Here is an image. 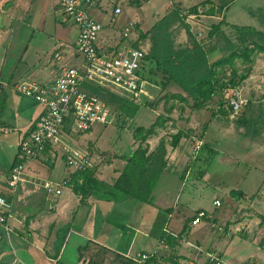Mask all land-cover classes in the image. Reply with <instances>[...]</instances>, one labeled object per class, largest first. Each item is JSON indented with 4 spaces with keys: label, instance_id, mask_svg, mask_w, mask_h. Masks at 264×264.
Masks as SVG:
<instances>
[{
    "label": "rangeland",
    "instance_id": "obj_1",
    "mask_svg": "<svg viewBox=\"0 0 264 264\" xmlns=\"http://www.w3.org/2000/svg\"><path fill=\"white\" fill-rule=\"evenodd\" d=\"M44 1L45 0H41L39 4H42ZM52 1L53 0L50 2L52 3ZM170 1H172L173 4L170 3ZM206 1L210 3H205ZM223 1H226V4L223 3ZM211 2V0H176V2L174 0H98L96 3L97 5L90 4V6H97L100 16L96 19L104 23L106 28L112 29L113 25H115L116 28L113 30L117 31V33H114L116 37L111 38V40H120L119 46L122 48H125L124 44L131 45L132 42H130V40L137 37V33L139 35V33L146 32L158 16H162L174 5L177 4L179 6L181 3L184 5L197 4L200 10H202V14L195 18L196 23L192 26L193 32H191L194 36H196L194 33L198 31L197 29H201L203 30V35L201 36L203 38L207 34L210 26L218 19L211 15L216 12H222L223 10H226L223 14H226L228 21L225 20L226 25H223L221 30L233 44L237 42L238 35L235 32L236 29H234L232 25L254 27L264 32V0H215L213 4L214 6L218 5L217 8L214 6L209 7L213 5ZM53 3L55 2L53 1ZM224 5H227L226 9L223 8ZM116 6L121 7V13L118 14L114 12ZM88 10L92 14L90 8H88ZM31 17H35V15ZM57 19L60 21L58 6L49 9L44 15H38L32 19L29 17H20L11 23L9 32H4V30L0 31V34H2L0 46L4 42V49H6L5 45L7 44L9 51V54L5 56L7 66L3 67V74L7 73L8 67L11 63L16 62L18 53H21L26 46L24 60L21 61V63L25 65L20 66L15 73L21 71L25 72L33 64H38L40 61H44L46 58L51 57V53L58 45L59 36L66 32L72 33L74 29L72 27H67L65 28L66 31L61 34V30L59 31L57 26V24H59ZM134 19L138 21L136 27L124 38L121 28L124 27L126 22ZM4 23L7 24L8 21H4L3 18L0 20V28L4 26ZM199 24L203 26L199 27ZM174 33L175 38H178V31ZM196 37L201 38L198 36ZM206 38L207 36L203 39ZM66 39L67 35L64 40ZM126 39L129 40L127 41ZM140 40H142V42H139V45L147 50L149 45L148 40ZM212 40L214 41L216 39L213 37ZM218 42L219 43L216 44L218 48H222L221 50L223 53L229 50V43H225L221 37H219ZM218 52L221 54L219 50ZM43 55L46 56L43 58ZM251 56L252 61H247L245 63H243L240 58H235L236 68L239 70L240 74L248 72L249 70L248 76L238 85L244 98L247 99V104L238 115L232 116L227 110V112L225 111L224 113H221V109L216 111V104L219 97L215 98L210 104L211 110L207 107L201 109L192 107V100L185 95L186 93L181 91L182 89L178 85L170 83V86L167 84L168 86L164 88L165 86L163 83L165 80L162 78L161 74L155 73L154 78L156 82L150 80V84H146L145 86L147 93H140L138 95L141 103L138 105L139 108L137 109L136 117H144V125L141 126L143 131L140 130L141 128L139 127H134V116H131L129 119L130 114L123 112L122 114L118 113L117 118L113 121L111 120L108 124H93L92 128L85 133H79L70 126L66 127L67 130L65 134L73 139L76 144H79L90 152L93 165L88 171L94 166L96 160L95 155H98V159L103 163H108L109 161L117 159L113 157L114 154L120 155L122 153H127L128 156L131 153L130 150L133 145V140H139V143L149 145L147 140H151L157 136L158 142L160 140H164L165 142L166 139V141L172 145L171 140L176 131H171L170 129H175L177 131L182 130L188 135L197 136V138L200 139L198 141L202 143L195 155L192 153V151H194V143H192L191 137L184 134L179 139L180 142H182V138L184 137L188 145L189 142L191 145V149L189 145V150L187 152L188 163H190V165L186 164L190 169L188 177L194 179L196 185H198V182L202 183L199 177H203L204 180V184H201L202 186L200 185L195 199L193 200V206H187V209H190L193 213L200 209L199 207L209 208L211 210L213 208L212 202L215 196H220L222 198L228 196L233 197L236 194V190H238L241 198L236 199L235 201L237 202L235 203L232 202L228 208H226V206L222 207L221 204V210L227 209V212L222 211L223 213L221 212L220 217H216L214 215L215 211H213L211 213L212 216L214 215V217H212L214 218L212 223H222L226 221V228H241L229 238L218 234V236L223 239L222 241L224 243L225 241L228 243L235 241L236 246H238L236 248L238 252L260 251L261 249L264 251V193H262V191H264V105L261 101L259 102L262 91L264 90V53L256 52ZM71 62H75V60ZM79 62L80 60L78 59L75 64ZM1 69L2 66L0 67V72ZM228 70L229 68H227L226 71ZM227 76L228 73H226V77ZM1 80L4 81L2 76ZM14 80L16 79L11 80V83H13ZM18 83L15 85L16 91ZM7 89L6 87L5 91L8 93ZM17 92L18 93L14 92V94L20 99L30 98L19 91ZM175 94H182L186 100L182 101V99L175 97ZM255 105L257 107H255ZM5 107L7 106L2 107V105H0V108L5 109ZM41 107H43V105H41ZM110 107L113 109L114 105L111 104ZM254 107L259 110L256 111V109H253ZM150 109L153 110V113H151ZM195 110H199L198 114H196L197 112ZM115 114L116 112L114 116ZM119 114H121L120 118ZM158 115L165 116V121L161 126L155 128L154 134H146L147 130L154 124ZM35 121L32 122L30 129L33 127ZM192 121L196 122L194 129L192 128ZM1 127L0 176L4 177L10 174L13 166L12 165L10 168V165L16 154V140L10 143L7 142L15 139L17 132L12 130V126H4L2 124ZM4 127H6V130H4ZM144 136L146 137L145 140L143 139ZM22 138H20V140ZM54 152L57 154V158L54 160V167H51V169L47 167L48 164L46 162L39 159L43 165L41 168L44 169L42 174L44 177L41 178L42 181L48 179L52 182H60L62 178H65L67 175L64 177L62 176L69 172V168L63 157L64 152L62 148L59 149V151H52V153ZM55 154L52 155L55 156ZM168 156L172 155L168 154ZM44 158L47 159L46 157ZM17 161L18 149L16 161L14 163ZM101 166L102 163L95 165L92 169L95 176L97 168ZM182 170L183 168L181 171ZM170 179L180 180L178 176L171 177ZM185 185V192L191 190V184L185 182ZM64 188H62V190ZM181 200H183V196H181ZM137 202L141 203V205H145L144 212L139 216L140 219L135 224L137 231L135 230L133 235L128 229L122 231V223H120L119 227L121 228L117 227V231L115 230L116 232L114 231V233H112V238L115 240L117 239V244L120 246L123 245L127 237L123 245L125 247L122 249L123 251L127 250L130 242L129 238L133 240V243L129 246V252L133 256L141 250L148 251L150 249V244L147 243L151 241V244H154L161 238L162 226L167 219V212L161 208L155 207L153 203L152 206H150V204L146 202ZM150 210L151 213H149ZM171 219L173 220V218ZM189 219L188 217L183 224L189 225L188 222L191 221L192 216L191 219ZM121 220L126 224V227L129 228L132 227L131 224L134 222L128 214L121 218ZM149 220L153 223L152 225L149 223ZM123 225L124 224H122V226ZM201 225L194 226V228H198ZM165 226L168 227V224H164V227ZM170 227L173 228L172 225H170ZM212 230L215 232L213 228H211V231ZM107 231V229L103 228L101 231L99 230L96 232V227L93 226L85 228V232L88 234L96 233L98 238H106L110 233ZM215 236L213 238H217ZM143 237L146 239L145 246L142 244ZM86 240L88 239L84 238L82 244L87 243ZM225 246L226 245H222V250H219L220 253L222 252L224 254L228 251V248ZM90 249L87 247L85 256V258H87L92 254L88 264H100V259H98V257H101L102 254L100 253L104 251L101 249L95 251L94 248V250L90 251ZM60 259L61 264L78 263L76 249L73 250L69 244L65 243L61 250ZM247 259L248 264H255L251 258L249 259L248 257ZM123 262L125 264L126 260L123 259ZM261 264H264V260Z\"/></svg>",
    "mask_w": 264,
    "mask_h": 264
},
{
    "label": "crops",
    "instance_id": "obj_2",
    "mask_svg": "<svg viewBox=\"0 0 264 264\" xmlns=\"http://www.w3.org/2000/svg\"><path fill=\"white\" fill-rule=\"evenodd\" d=\"M50 1L51 0H45L42 4H39L41 0H7L0 2V20L4 18V21H8L7 24L4 23V26L0 28V31L4 30V32H9L11 23L20 17H29L32 19L38 15H44L49 9L56 8L57 5L55 0H53L55 3H53V1L51 3ZM94 1V4L98 2V0ZM174 1L176 2V0ZM211 1L212 4L215 2V0ZM225 2L226 1H223V3ZM170 3H172V1H170ZM205 3L210 2L206 1ZM191 5L197 4L184 5L181 3L179 6L187 8L191 7ZM211 6H214V4L209 7ZM214 7L217 8L218 5ZM89 8L93 15L90 14L94 18H99L100 12L97 6L93 5ZM223 8L226 9L227 5H224ZM225 11L226 10H223L222 12H216L211 15L218 18L214 23L219 22L222 18L228 21L226 14H223ZM32 15H35V17H31ZM160 17L161 16H158L156 20ZM57 20L59 22L57 26L59 31L61 30V34L66 31L65 28L67 27L74 28L73 32H66L59 36L58 45L51 53V57L46 58L44 61H40L38 64H33L25 72L21 71L15 73L20 66L25 65L22 64L21 61L24 60L23 58L27 46L21 53H18L16 62L11 63L5 74H3V67L7 66L5 56L9 54L8 45H5L6 49H4V42L0 46V67L2 66L0 72V105H2V107L7 106L5 109L0 108V131L2 130L1 126L3 124L4 126H12V130L17 132L16 138L7 142L10 143L16 140V154L20 138L27 135L32 122L39 117L43 110V107L33 99H20L17 97L14 94V92L18 93L15 90L16 83L21 81L47 83L58 73L60 66L81 63V58L75 54L74 51V42L78 33L77 25L73 22L63 23L59 21V19ZM102 24V29L98 34V44L104 47H110L117 44L120 40H111V38L116 37L114 33H117V31L113 30L116 28L115 25H113V28L111 29L106 28L104 23ZM200 26L202 27L203 25L199 24V27ZM173 31H178L179 34V37L175 38L177 44L182 43L181 45H184L187 43L188 38L184 28L176 26L173 28ZM66 35L67 39L64 40ZM1 38L2 34H0V41ZM56 53L59 55L58 57H55ZM45 56L46 55H43L42 57L44 58ZM220 56L221 54L218 50L212 51L209 55V62L214 61ZM78 59L80 62L75 64ZM72 60H75V62H71ZM1 76L4 81L1 80ZM13 79L16 80L11 83V80ZM6 87L8 88V93L5 91ZM215 98L217 97L214 96L209 100L205 107L210 109V104ZM256 105L255 107H257ZM255 107L253 109H256V111L259 110ZM150 110L151 113H153V110ZM195 111L197 112L196 114H198L199 110ZM136 114L137 111L129 115V119L131 116H134V127H141L144 125V117H136ZM120 117L121 114L119 115V118ZM195 123L196 122L192 121L193 129L195 128ZM4 130H6V127H4ZM170 130L177 132L175 129ZM187 135L188 134H186V136ZM188 136L191 137L190 134ZM157 139L158 137L155 136L153 139L147 140L149 143V152H152L155 149L158 144ZM138 144L139 140H133L130 152H132ZM189 145L184 137L182 138V142L179 140L178 144L175 146L170 145L165 139L166 152L164 159L168 162L166 157L168 154H171L174 159L169 165L170 168L163 170L155 181L151 196L153 198V205L167 212V219L162 226L163 230L161 238L154 244H151L150 241L147 243L150 244V249L148 251L141 250L134 256L129 252V246L133 243L131 238H129L130 242L126 251H123L122 249L125 248L123 245L127 237L122 246L117 244V239L115 240L112 238V233H114L117 227H122V231L128 229L133 235L135 230L137 231L135 224L140 219L139 216L145 210V205H141V203L137 202L140 200H136L132 197L127 198L120 190H113L111 188L126 164L127 153H122L120 155L114 154L113 157L117 159L109 161L108 163L100 162L98 159L99 156L95 155L96 160L94 166L102 163V166L98 167L96 170V176L92 170L94 166L91 169L92 171L89 170L91 173H89V176L84 180L82 179L83 176H79L77 180H73V176L76 174L73 172L70 176L68 185L60 194L47 193L40 186L42 181L41 178L44 177L42 176L44 169L41 168L43 165L39 159L46 162L48 164L47 167H50L51 169V167H54V160L57 158V154H55V152L52 153L51 148L45 150L41 156L37 157L38 159L35 158L27 164L25 176L28 179V183H25L24 186L18 184L13 188L8 184L9 175L4 177L0 176V195L5 196V198L12 202L14 206V213L9 219L11 226L9 233L4 229V226L0 224V264H59L57 261H61V250L65 243L69 244L73 250L76 249L77 257H82L79 262L80 264H87L92 255L90 254L85 258L87 247L88 249L91 248L90 251L94 249L95 251L99 249L104 251L100 253L102 256L98 257V259H100V264H124L123 259H131L135 262V259L140 253H153L156 250V247L158 249L152 256V264H210L208 262V253H215L224 261L233 264H248V257L249 259L251 258L255 264H261L264 260V251L262 249L260 251L238 252L236 250L238 246H236L235 241L229 243L225 241L224 243L222 241L223 239L218 236V234L213 230L211 231L209 219H203L196 225H190V222H188L189 225L183 224L188 217L191 219V216L194 214L190 209H187V206H193V200L195 199L198 189L201 184H204L203 177H199L202 183L198 182V185H196L194 179L188 177L190 172L189 167H187L188 170L186 172L181 171L186 164H189L187 156ZM16 154L12 159L10 168L16 161ZM52 154H55V156ZM68 174H70V171L62 177ZM175 176H178L180 180L170 179ZM185 182L192 186L191 190L186 192L184 190L186 186ZM74 188L78 189V191H75ZM262 193H264V191H262ZM181 196H183V200H181ZM215 198H220L222 201V207L226 206V208H228L232 202H237L235 200L240 199L241 197L238 190H236V194L233 197L228 196L222 198L220 196H215L214 199ZM150 206H152V204H150ZM222 207L220 209L216 208L215 210L214 208L210 210L209 208L206 209L204 207H199L200 209L198 210H208L207 212L211 211V213L215 211L214 215L220 217L222 211L227 212V209L221 210ZM149 213H151V210ZM127 214L130 215L131 220L134 221L130 228L126 227V224L121 220V218L127 216ZM171 218H173V220ZM120 223L124 225L122 226L121 224V227H119ZM149 223L151 225L153 224L150 220ZM166 223L168 224V227H164V224ZM170 225H172L173 228H171ZM198 225L201 226L194 228V226ZM88 226L96 227V232L99 230L101 231L104 228L110 233L106 238H98L96 233H93V235L85 232V228ZM240 229L241 228L239 227V230ZM237 232L238 231L233 232L232 235ZM62 234L64 239L61 238ZM177 235L179 236L177 237ZM169 236L176 237V240L170 243L168 241ZM214 236L217 238H213ZM229 237L226 236V238ZM84 238H87L88 240H86L87 243L82 244ZM142 244L143 246L146 245L145 237H143ZM222 245H226L225 247L228 248V251L224 254L219 252L220 249L222 250ZM59 247L60 251L57 252L56 250Z\"/></svg>",
    "mask_w": 264,
    "mask_h": 264
},
{
    "label": "built area",
    "instance_id": "obj_3",
    "mask_svg": "<svg viewBox=\"0 0 264 264\" xmlns=\"http://www.w3.org/2000/svg\"><path fill=\"white\" fill-rule=\"evenodd\" d=\"M4 1L7 0H0V2ZM55 2L59 8L60 21L63 23L73 22L78 27L74 51L81 58V63L80 65L60 66L58 73L47 83L21 81L17 84V91L43 105V110L28 134L19 141L18 161L11 168L8 184L13 188L18 184L24 186L25 183H28L25 176L27 163L41 156L47 147L52 151H59L62 148L70 174L62 178L60 182L46 179L40 183L41 188L47 193L60 194L62 188L68 185L73 172L85 171L93 165L90 152L65 134L66 127L70 126L79 133H85L95 123H110L111 120L117 118L119 113L116 108L111 109V104L92 92L85 84L103 87L109 92L140 105L141 101L138 95L147 93L145 86L150 82L144 74L147 51L141 45L124 44L125 48H122L119 46V42L110 47L98 44V34L103 24L94 18L88 10L90 4L95 3L93 0H55ZM198 10L199 14L192 13L185 17L190 30H193L192 26L196 23L195 18L202 13L200 8ZM114 12L121 13V7L116 6ZM137 22V20L126 22L122 28L124 38L134 30ZM197 30L196 35L201 37L203 30ZM135 41L139 42L138 33L137 37L130 40V42ZM58 56L56 53L55 57ZM222 95L221 102L217 101L216 111L224 109L235 116L247 104V99L244 98L238 87H226ZM260 101L264 105V90ZM198 140L200 139L197 136H191V141L194 143V151H192L194 155L202 143ZM173 159V156H167L168 164H171ZM212 204L215 210L220 208L222 201L220 198H215ZM13 213L12 202L0 195V224L8 233L11 229L9 219ZM212 217L214 216L207 210H197L192 215L190 223L196 225L203 219H211V224L214 221ZM226 223V221L213 222L210 227L215 230L216 234L225 237L239 231V228H226ZM156 250L153 253H140L135 259V263L151 264L148 259L150 260ZM208 262L210 264H231L215 253H208Z\"/></svg>",
    "mask_w": 264,
    "mask_h": 264
},
{
    "label": "trees",
    "instance_id": "obj_4",
    "mask_svg": "<svg viewBox=\"0 0 264 264\" xmlns=\"http://www.w3.org/2000/svg\"><path fill=\"white\" fill-rule=\"evenodd\" d=\"M198 8L197 5L187 8L180 7L177 4L174 5L156 20L146 32L139 33L138 39L139 42H142L140 39H145L149 42L144 67V74L147 80L149 82H156L154 74H161L165 80L163 83L165 87L170 83L178 85L192 100V107L201 109L214 96L219 97L218 101L221 102L220 97L223 96L222 92L226 87H238L241 81L248 76L249 70L240 74L236 68L235 58H240L243 63L247 61L251 62L252 54L256 52L264 53V32L254 27L232 25L238 35L237 42L233 44L221 30V27L226 25L225 19L222 18L219 22L210 26L205 35L207 36L206 39H203L205 36L197 38L196 33H194L196 36L192 34L193 31L190 30L185 17L192 13L199 14ZM176 26H180L186 31L188 40L184 45L177 44L175 41L173 28ZM213 37L216 40L213 41ZM219 37L225 43H229V50H226L225 53L216 44L219 43ZM139 42H132L131 46H138ZM214 50H219L221 56L209 62V55ZM227 68H229L228 71H226ZM226 73H228L227 77ZM85 85L109 104H113L114 108L121 114L124 112L131 115L139 108L138 105L132 103L127 98L109 92L103 87L90 84ZM174 96L182 99V101L186 100L182 94H175ZM224 112L225 110L221 109V113ZM164 121L165 116L158 115L146 134H154L155 128L161 126ZM140 130L143 131V128ZM184 134L186 133L178 130L173 136L171 144L177 145L179 139ZM145 138L144 136L143 139L145 140ZM148 146V144L139 143L127 156L126 164L111 188L113 190H120L127 198L132 197L141 202L152 204L151 191L155 185V181L163 170H167L170 167L164 159L166 152L164 140H160L152 152L148 151ZM188 165H185L182 171L186 172L188 170L187 167H189ZM74 173L76 174L73 176V180H77L79 176H83L82 179L84 180L91 172L87 169ZM74 190L78 191L76 188ZM61 238L64 239L63 234ZM175 238L174 236H169L168 241L170 243L174 242ZM56 251L59 252L60 247ZM81 258V256H78V263L75 264H80ZM125 260V264H136L131 259ZM148 261L152 264V256ZM57 263L61 264L60 260Z\"/></svg>",
    "mask_w": 264,
    "mask_h": 264
}]
</instances>
